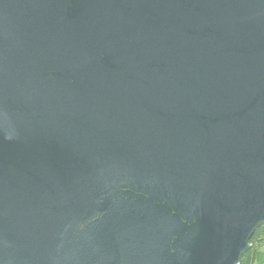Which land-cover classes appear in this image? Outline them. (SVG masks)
Wrapping results in <instances>:
<instances>
[{
	"label": "water",
	"instance_id": "1",
	"mask_svg": "<svg viewBox=\"0 0 264 264\" xmlns=\"http://www.w3.org/2000/svg\"><path fill=\"white\" fill-rule=\"evenodd\" d=\"M264 224V0H0V264H240Z\"/></svg>",
	"mask_w": 264,
	"mask_h": 264
},
{
	"label": "trees",
	"instance_id": "2",
	"mask_svg": "<svg viewBox=\"0 0 264 264\" xmlns=\"http://www.w3.org/2000/svg\"><path fill=\"white\" fill-rule=\"evenodd\" d=\"M249 249L242 255L240 264H264V224L251 236Z\"/></svg>",
	"mask_w": 264,
	"mask_h": 264
}]
</instances>
